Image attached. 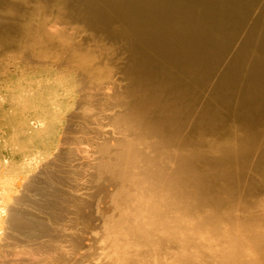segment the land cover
<instances>
[{
    "label": "bare ground",
    "instance_id": "obj_1",
    "mask_svg": "<svg viewBox=\"0 0 264 264\" xmlns=\"http://www.w3.org/2000/svg\"><path fill=\"white\" fill-rule=\"evenodd\" d=\"M0 40L17 57L35 45L45 77H77L89 100L70 147L82 189L62 177L52 230L32 215L41 179L27 180L1 251L20 240L44 255L26 264H264V0H0ZM96 196L112 214L87 236Z\"/></svg>",
    "mask_w": 264,
    "mask_h": 264
},
{
    "label": "rangeland",
    "instance_id": "obj_2",
    "mask_svg": "<svg viewBox=\"0 0 264 264\" xmlns=\"http://www.w3.org/2000/svg\"><path fill=\"white\" fill-rule=\"evenodd\" d=\"M32 33L36 32L30 35ZM0 43L4 42L0 40ZM32 47L35 45L22 49L18 57L13 52H6L7 44L0 47V242L11 232L7 224L11 209L19 203V198L28 194L24 186L27 180L41 179L39 182L44 189L33 192L41 213L34 209L32 215L52 230L61 219L57 193H61L62 177L67 173L71 175L74 182L71 192L74 193L86 182L85 166L75 164L76 152L73 150L72 153L70 147H73L71 143L77 137H82L81 131L88 127L82 119L86 116V110L77 106L89 100L81 97L78 91L81 84L77 77H73L74 83L69 87L46 78L47 74L39 66V50ZM119 58V65L122 66L126 54ZM117 76L122 78L121 75ZM108 143L112 150V143ZM81 147L85 146L81 144ZM55 176L60 177L59 182L54 181ZM101 186L108 190L107 194H112L107 186ZM79 188L82 189V186ZM102 198L96 196L92 204V223L89 229L77 228L80 233L87 236L104 233L103 220L112 211L111 204L103 202ZM47 236L42 237L44 245ZM11 244L13 247L10 251L0 250V264H26L31 255L35 259L44 258V255H40L43 252L36 251L35 244H23L20 240ZM101 244V240L93 238L85 257H98L93 253L96 254ZM18 251L25 253L23 258L14 255ZM82 260L81 264L87 263L85 258Z\"/></svg>",
    "mask_w": 264,
    "mask_h": 264
}]
</instances>
